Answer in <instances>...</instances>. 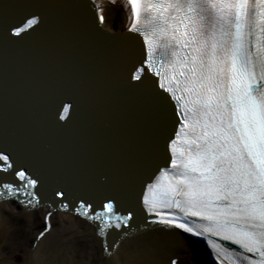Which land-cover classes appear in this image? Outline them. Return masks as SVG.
I'll return each instance as SVG.
<instances>
[{"label": "snow or ice", "instance_id": "obj_1", "mask_svg": "<svg viewBox=\"0 0 264 264\" xmlns=\"http://www.w3.org/2000/svg\"><path fill=\"white\" fill-rule=\"evenodd\" d=\"M125 7L128 28L143 37L146 50L134 78L155 73L176 101L179 121L170 165L143 196L149 213L169 211L149 219L211 234L209 244L227 253L231 264H264V0H126ZM38 19L32 15L11 31L21 33ZM0 158L7 162L0 169L12 167L4 152ZM15 175L26 183H4L0 195L24 193L23 203L38 202L37 180L23 169ZM80 203L75 211L99 222L101 233L128 225L134 215L121 214L111 199L94 211ZM104 250L110 254L111 245Z\"/></svg>", "mask_w": 264, "mask_h": 264}, {"label": "water", "instance_id": "obj_2", "mask_svg": "<svg viewBox=\"0 0 264 264\" xmlns=\"http://www.w3.org/2000/svg\"><path fill=\"white\" fill-rule=\"evenodd\" d=\"M32 15L39 17L36 24L11 31ZM115 40L84 0H0V152L12 161V178L20 156L32 155L45 174L39 193L53 196L61 189L69 202L98 204L95 195L115 196L128 188L117 207L139 215L133 191L162 164L161 144L169 133L159 104L139 91L138 82L130 83L127 62L108 48ZM118 63L116 76L111 68ZM65 105L72 120L63 123ZM135 217L130 233L138 232ZM125 235L118 231L111 243ZM190 244L204 261L203 250Z\"/></svg>", "mask_w": 264, "mask_h": 264}, {"label": "bare ground", "instance_id": "obj_3", "mask_svg": "<svg viewBox=\"0 0 264 264\" xmlns=\"http://www.w3.org/2000/svg\"><path fill=\"white\" fill-rule=\"evenodd\" d=\"M103 12L101 29L123 33L127 15L123 3H107ZM26 207L19 199H0V264H171L173 259H177L176 264H196L193 252L200 264H206L196 250L188 249L181 233L161 226L134 233L125 230L126 235L106 254L94 224L60 210L51 214L50 229L38 238L49 208ZM39 216L41 223L37 221ZM31 226L37 232L31 245L23 248L25 231Z\"/></svg>", "mask_w": 264, "mask_h": 264}, {"label": "rangeland", "instance_id": "obj_4", "mask_svg": "<svg viewBox=\"0 0 264 264\" xmlns=\"http://www.w3.org/2000/svg\"><path fill=\"white\" fill-rule=\"evenodd\" d=\"M38 223H41V216H39L38 217ZM26 232V236H25V242L23 243V248H26V247H28V246H30L31 245V240H32V238H33V236H34V234L37 232L36 231V229L34 228V226H31V228H30V230L28 231V230H26L25 231ZM188 249H190V247H188ZM187 252V251H186ZM193 252V251H192ZM185 253V252H184ZM193 256L195 257V261H196V264L198 263V264H200L199 263V261L196 259V254L193 252ZM188 262V261H187ZM188 264H189V262H188Z\"/></svg>", "mask_w": 264, "mask_h": 264}]
</instances>
